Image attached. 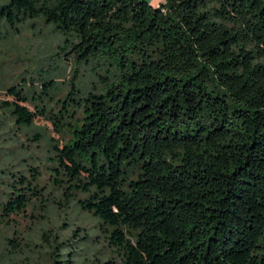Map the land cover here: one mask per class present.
I'll return each mask as SVG.
<instances>
[{
	"label": "trees",
	"instance_id": "trees-1",
	"mask_svg": "<svg viewBox=\"0 0 264 264\" xmlns=\"http://www.w3.org/2000/svg\"><path fill=\"white\" fill-rule=\"evenodd\" d=\"M155 1L0 0V36L43 20L99 80L82 83L71 128L18 89L8 110L23 128L68 129L53 182L121 264H264V0ZM12 178L0 226L46 201L40 175Z\"/></svg>",
	"mask_w": 264,
	"mask_h": 264
},
{
	"label": "rangeland",
	"instance_id": "rangeland-1",
	"mask_svg": "<svg viewBox=\"0 0 264 264\" xmlns=\"http://www.w3.org/2000/svg\"><path fill=\"white\" fill-rule=\"evenodd\" d=\"M10 32L0 36V192L12 189L8 186L13 183L12 175L32 183L34 175H40L39 188L46 201H35L25 215L13 219L12 226H0V264H61L68 260L74 264H121L106 237L107 229L83 211L77 200L66 203L64 191L53 182L54 145L62 147L69 141L67 128L75 124L76 117L82 118L73 102L81 94L82 83L92 88L99 84L98 77L93 69L78 68L76 59L60 50L69 37L64 39L43 20L28 23L18 33ZM47 78L56 84L55 89L43 85ZM12 89L29 97L30 102L22 105L31 113L52 112L58 125L68 124L67 128L58 133L46 119L32 128L20 127L8 110V104L18 103L11 97ZM43 233L50 236L49 242L42 239ZM84 236L91 237L87 244L78 241ZM8 240H16L18 246L13 248Z\"/></svg>",
	"mask_w": 264,
	"mask_h": 264
},
{
	"label": "water",
	"instance_id": "water-1",
	"mask_svg": "<svg viewBox=\"0 0 264 264\" xmlns=\"http://www.w3.org/2000/svg\"><path fill=\"white\" fill-rule=\"evenodd\" d=\"M154 0H139L140 5H152Z\"/></svg>",
	"mask_w": 264,
	"mask_h": 264
}]
</instances>
